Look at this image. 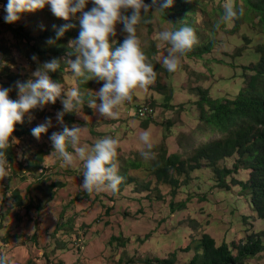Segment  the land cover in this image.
Wrapping results in <instances>:
<instances>
[{
  "label": "rangeland",
  "instance_id": "1",
  "mask_svg": "<svg viewBox=\"0 0 264 264\" xmlns=\"http://www.w3.org/2000/svg\"><path fill=\"white\" fill-rule=\"evenodd\" d=\"M203 2L223 7L219 0ZM7 3L0 0V40L9 51L0 53V83L16 86L18 81L35 79L32 73L43 63L29 57L27 47L15 46L18 39L3 26ZM92 7V0H88L84 11ZM158 14L153 18L152 35L146 23L137 26L144 53L149 40L157 39ZM82 15L77 13L65 21L46 6L22 13L20 20L11 25L37 37L45 28L53 31L59 24L80 25ZM116 33L109 38L112 42L126 38L123 24L117 25ZM243 35L250 38L249 44ZM216 39L219 45L205 55L207 63L183 56L175 75L162 76L158 84L155 82L146 91L138 90L132 101L122 106L118 119H105L87 105L103 81L94 82L91 95H83L79 112H65L63 124L57 120V113L63 111L61 99L25 115L31 129L49 118L52 126L39 139L32 133L23 138L14 133L8 147L17 157L10 161L7 155V175L0 180V256L7 257V264H159L167 259L174 260L173 264H191L194 248L204 233H209L217 244L232 245L250 233L264 230V221L256 218L240 187L220 189L213 169L204 167L176 176L177 188L160 184L155 178V166L162 155H185L196 145L218 137L200 120L199 88L208 89L214 99L234 98L247 87L248 77L253 74L246 68L261 59L255 48L264 44V32L254 27L242 26L229 36L224 29ZM153 45L157 47V62L162 65L167 47L159 40ZM68 71L70 68L65 67L59 81L51 78L65 89L77 87ZM169 95L171 101L167 103ZM146 104L154 105L155 114L148 119V128H143L146 120L138 118V109ZM65 126L83 128L81 143L89 146L105 136L118 138L119 173L127 174L134 183L117 192L109 190L89 197L81 187L82 163L61 166L55 156H50L54 149L49 138ZM145 130L152 136L155 158L151 160L140 155L144 145L139 136ZM68 150L73 151L71 147ZM236 160L232 158L221 166L232 168ZM237 177L246 179L247 174L242 172ZM188 245L191 252H181ZM246 264H264V253L246 260Z\"/></svg>",
  "mask_w": 264,
  "mask_h": 264
},
{
  "label": "clouds",
  "instance_id": "2",
  "mask_svg": "<svg viewBox=\"0 0 264 264\" xmlns=\"http://www.w3.org/2000/svg\"><path fill=\"white\" fill-rule=\"evenodd\" d=\"M94 7L90 11H84L88 0H8L6 5L7 23H15L20 20L21 14L35 12L50 6L52 14L65 21L70 20L77 13L83 12L80 17L78 37L69 42L75 60H68V68L75 78L83 81L95 79L103 81V86L96 95L89 97L87 105L99 112L105 119H118L120 109L126 102H131L138 90L146 91L155 83L157 73L152 63L148 60L141 47V41L137 36V26L152 22L158 13H165L174 0H152V4L145 0H92ZM191 2V0H189ZM224 15L215 25L219 29L221 23H229L241 18L245 14L244 7H237L232 0H226L223 5ZM153 9H155L153 11ZM131 10V14H125ZM152 12V18L148 13ZM118 24L124 25L126 38L119 46L113 47L110 37L115 36ZM74 25L66 24L56 30L57 38ZM157 39L165 42L167 55L162 60V66L169 73H175L181 66V58L190 52L198 43L195 30L183 25L178 29L164 27ZM48 43H55L49 40ZM159 46V45H158ZM32 59L38 62V58ZM60 68L59 61L53 59L41 64L33 73L35 79L26 83L17 82L18 99H10V89L0 86V180L7 175V149L13 139V134L18 123L24 122L25 115H30L32 110L43 108L48 104H55L61 99L63 111L57 113V120L63 124L65 112H79L84 103L83 94L77 87L65 89L61 83L53 81L49 73L56 72ZM97 100L100 103H97ZM155 110L152 104H146ZM147 120L153 116L146 118ZM52 126L49 118L45 123L32 129L34 137L39 139L48 132ZM83 128L65 126L62 131L54 132L50 136L54 151L50 156H55L61 162V166L76 167L82 163V176L84 178L81 187L91 197L93 193L104 191L117 192L123 177L119 175L118 152L119 139L105 136L95 141L92 146L82 144ZM140 141L144 150L140 155L145 160L155 158L153 142L150 131L140 133ZM69 147L73 151H69ZM0 264H7V257L0 256Z\"/></svg>",
  "mask_w": 264,
  "mask_h": 264
},
{
  "label": "trees",
  "instance_id": "3",
  "mask_svg": "<svg viewBox=\"0 0 264 264\" xmlns=\"http://www.w3.org/2000/svg\"><path fill=\"white\" fill-rule=\"evenodd\" d=\"M225 2L226 0H219V4L224 5ZM232 2L237 7H244L245 14L229 23H221L219 29H217L215 25L224 15L223 7H211L203 0H191V2L189 0H174L172 6L166 9L165 13L158 14L160 27L157 30L160 32L161 27L163 29L167 27V24L169 29H178L183 25L192 27L196 32L198 43L185 57L193 60L197 58L199 61L207 63L208 60L205 55L212 52L219 45L216 37L224 29L227 31L228 36L233 35V32L245 25L264 32V0H232ZM145 3L151 5L152 0H145ZM159 3H164V0H159ZM125 14L129 15V12ZM148 17L152 18L151 11L148 13ZM153 20L146 23L149 35L155 32ZM4 24L3 26L9 27L15 38L18 39L15 46L27 47L25 53L29 57L36 56L39 60H42V63L53 59L59 61L60 68L56 72L49 73L50 77L59 81L60 75L65 73V67H68L69 57H76L72 54L69 42L78 37L81 30L80 25L76 24L74 27L69 28L62 37L57 38L56 30L63 26L61 24L53 31L45 28L37 37L20 26L19 28H13L7 22ZM230 24L232 28H228ZM245 37L243 35L246 44H249L251 42L250 38ZM50 39L54 40L55 43H48ZM1 41L0 53L6 54L9 51ZM123 41V39H118V41L113 42V47L119 46ZM155 42H158V39L153 40L152 38L149 40L150 45L145 54L157 73L155 82L158 84L162 76L175 75V73H169L157 62V47L153 45ZM110 43H112L111 39ZM162 43L168 47L165 42ZM255 49L260 54L261 59L258 64H252L246 68L253 74L248 77L247 87L236 97L214 99L210 96L208 89L199 88L200 99L197 104L200 109V120L208 125L212 134L217 133L218 137L196 145L185 155H162L158 165L155 166L154 174L158 183L169 184L177 188L179 182L175 179L176 176L187 175L204 167L213 169L220 189L229 190L232 187H240L241 192L244 193L243 195H246L249 199V206L252 207L256 218L264 221V44L258 45ZM68 72L75 79L77 88L83 95H91L89 91L94 82H102L95 79L83 81L75 78L71 70ZM14 84L0 83V86L4 88H14L10 92V99L13 100H15V95L18 93V89ZM170 101L171 95L166 98L167 103ZM35 112L39 113V110H35ZM149 122L147 119L143 123V128H148ZM14 133L19 138L32 133V129L27 126L26 117H24L23 123L16 125ZM7 155L10 161H14L17 157L16 153L13 152V148L7 149ZM232 158L237 159L234 161L232 168L227 165L221 166L222 162L229 161ZM135 165L134 167H137ZM242 172L247 174L246 179L237 177ZM119 175L123 177L119 188L124 189L134 183L133 179L127 174L119 173ZM229 177H231V181L228 180ZM247 219L248 217L245 218V220ZM191 250L192 247L188 245L181 252L189 253ZM194 250L195 255L190 262L191 264H246V260L264 253V230L250 233L240 243L232 245L227 242L217 244L209 233H204ZM175 257L174 253L173 258ZM173 263L174 260L172 259L159 262V264Z\"/></svg>",
  "mask_w": 264,
  "mask_h": 264
},
{
  "label": "built area",
  "instance_id": "4",
  "mask_svg": "<svg viewBox=\"0 0 264 264\" xmlns=\"http://www.w3.org/2000/svg\"><path fill=\"white\" fill-rule=\"evenodd\" d=\"M152 114H153V110H151L148 107H143V108L139 109V116L141 118L149 117Z\"/></svg>",
  "mask_w": 264,
  "mask_h": 264
}]
</instances>
